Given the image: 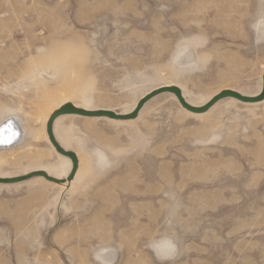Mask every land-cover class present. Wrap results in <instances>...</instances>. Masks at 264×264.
<instances>
[{
	"label": "rangeland",
	"instance_id": "374dc122",
	"mask_svg": "<svg viewBox=\"0 0 264 264\" xmlns=\"http://www.w3.org/2000/svg\"><path fill=\"white\" fill-rule=\"evenodd\" d=\"M263 72L264 0H0V121L25 129L0 178L68 176L46 133L64 104L126 114L175 86L202 106ZM53 135L75 177L0 184V264H264V100L193 114L162 93Z\"/></svg>",
	"mask_w": 264,
	"mask_h": 264
},
{
	"label": "water",
	"instance_id": "95a60500",
	"mask_svg": "<svg viewBox=\"0 0 264 264\" xmlns=\"http://www.w3.org/2000/svg\"><path fill=\"white\" fill-rule=\"evenodd\" d=\"M162 92H169L172 93L178 100L179 104L181 105L182 108L186 109L189 112L193 113H203L206 112L209 108H211L216 102H218L221 99L224 98H233L236 99L239 102L243 103H254V102H260L264 99V73L262 75V89L261 92L258 94V96L254 98L246 97L243 96L237 92L231 91V90H224L214 96L206 105H204L201 108H194L187 104L185 99L183 98L181 91L176 88V87H171V88H166V89H160L156 90L141 100L137 103L136 107L134 110L127 115H120L116 114L112 111L108 110H97L94 112L86 111L83 109H79L74 107L72 104H65L61 108H59L57 111L53 112L51 116L49 117L47 124H46V133L48 136V139L52 146L55 148L56 152L69 158L71 161V171L69 173V176L66 178L67 181H71L76 173L78 162H77V157L74 152L71 151H65L61 148V146L56 142L54 136H53V131H52V125L54 120L60 116V115H69V114H76V115H81V116H96V117H107L109 119H115V120H129V119H134L137 117L139 111L143 107V105L152 97L162 93ZM33 176H41L45 178L47 181L54 182V183H60L62 181L56 180L54 178L49 177L46 173L44 172H37L33 174H29L27 176L23 177H17V178H9V179H0V183H16L20 182L26 179H29Z\"/></svg>",
	"mask_w": 264,
	"mask_h": 264
},
{
	"label": "bare ground",
	"instance_id": "6f19581e",
	"mask_svg": "<svg viewBox=\"0 0 264 264\" xmlns=\"http://www.w3.org/2000/svg\"><path fill=\"white\" fill-rule=\"evenodd\" d=\"M264 73V72H263ZM171 87H175V86H169V87H161V88H158V89H156V90H160V89H166V88H171ZM176 88H178V87H176ZM179 89V88H178ZM261 89H262V87H261ZM156 90H153V91H151V92H149L148 94H150V93H152V92H154V91H156ZM180 90V89H179ZM181 91V90H180ZM224 91V90H223ZM231 91H233V90H231ZM222 92V91H221ZM234 92H236V91H234ZM260 92H261V90H260ZM259 92V93H260ZM162 93H169V92H162ZM162 93H160V94H162ZM220 93V92H219ZM219 93H217V94H219ZM238 93V92H237ZM258 93V94H259ZM148 94H146L145 96H147ZM170 94H172V93H170ZM181 94H182V92H181ZM216 94V95H217ZM240 94V93H239ZM258 94L257 95H255V96H246V97H250V98H254V97H256V96H258ZM159 95V94H158ZM216 95H214V96H216ZM242 95V94H241ZM145 96H143L142 98H144ZM157 96V95H156ZM183 96V95H182ZM213 96V97H214ZM244 96V95H243ZM155 97V96H154ZM212 97V98H213ZM141 98V99H142ZM153 98V97H152ZM151 98V99H152ZM184 98V97H183ZM212 98H210V100L212 99ZM140 99V100H141ZM151 99H149V100H151ZM177 99V98H176ZM185 99V98H184ZM224 99H226V98H224ZM231 99H233V98H231ZM148 100V101H149ZM210 100H208V102L210 101ZM222 100V99H221ZM234 100H236V99H234ZM264 100V99H263ZM262 100V101H263ZM147 101V102H148ZM186 101V100H185ZM220 101V100H219ZM218 101V102H219ZM262 101H260V102H262ZM139 102V101H138ZM137 102V103H138ZM146 102V103H147ZM187 102V101H186ZM208 102H206L204 105H206ZM145 103V104H146ZM217 103V102H216ZM215 103V104H216ZM243 103V102H242ZM254 103H259V102H254ZM67 104H70V103H67ZM144 104V105H145ZM187 104H189L188 102H187ZM214 104V105H215ZM65 105V104H64ZM137 105V104H136ZM136 105H135V107H136ZM143 105V106H144ZM190 105V104H189ZM204 105H202V106H193V105H190V106H192V107H194V108H201V107H203ZM213 105V106H214ZM63 106V105H62ZM61 106V107H62ZM181 106V105H180ZM212 106V107H213ZM60 107V108H61ZM75 107V106H74ZM134 107V108H135ZM134 108H133V110H134ZM143 108V107H142ZM141 108V109H142ZM184 109V108H183ZM210 109V108H209ZM208 109V110H209ZM58 110V109H57ZM57 110H55V111H57ZM132 110V111H133ZM186 110V109H185ZM207 110V111H208ZM54 111V112H55ZM86 111H89V110H86ZM94 111H97V110H93V111H90V112H94ZM109 111V110H108ZM131 111V112H132ZM187 111V110H186ZM206 111V112H207ZM131 112H129V113H126V114H120V115H127V114H130ZM140 112V111H139ZM189 112V111H188ZM206 112H203V113H193V112H190V113H193V114H204V113H206ZM117 114V113H116ZM139 114V113H138ZM69 115H76V114H69ZM51 116V115H50ZM60 116H63V115H60ZM60 116H58V117H60ZM79 116H81V115H79ZM138 116V115H137ZM57 117V118H58ZM84 117H96V116H84ZM56 118V119H57ZM99 118V117H98ZM105 118H107V117H105ZM55 119V120H56ZM109 119V118H108ZM135 119V118H134ZM134 119H129V120H134ZM55 120H54V122H55ZM111 120H115V119H111ZM117 121H128V120H117ZM54 122H53V124H54ZM85 128L84 129H86L87 131H94V130H97V128L98 127H100L99 125H101L100 123H97V121H94V120H90V121H87V122H84L83 124H82ZM101 129V128H100ZM52 131H53V125H52ZM25 133V129H24V127L21 125V122H20V120H19V118L16 116V115H11V116H9V117H7V118H4V119H2L1 121H0V150H5V149H12V148H15L18 144H20L21 143V140L23 139V134ZM54 136V135H53ZM55 138V137H54ZM49 140V139H48ZM56 140V139H55ZM50 142V141H49ZM57 142V141H56ZM58 143V142H57ZM51 144V143H50ZM59 144V143H58ZM52 145V144H51ZM54 148V147H53ZM62 149H63V147H61ZM54 150H55V148H54ZM63 150H65V149H63ZM56 151V150H55ZM65 151H67V150H65ZM72 152V151H71ZM59 154V153H58ZM59 155H61V154H59ZM76 155V154H75ZM61 156H63V155H61ZM63 157H65V156H63ZM77 157V156H76ZM67 158V157H66ZM69 159V158H68ZM70 160V159H69ZM71 162V161H70ZM77 162H78V159H77ZM78 167V166H77ZM71 171V170H70ZM77 171V170H76ZM37 172H44V173H46L45 171H42V170H39V171H33V172H30V173H28V174H25V175H21V176H16V177H9V178H17V177H23V176H27V175H29V174H33V173H37ZM70 173V172H69ZM47 174V173H46ZM76 174V173H75ZM48 175V174H47ZM49 176V175H48ZM68 176H69V174H68ZM67 176V177H68ZM33 177H41V176H33ZM33 177H31V178H33ZM49 177H51V176H49ZM66 177V178H67ZM74 177H75V175H74ZM73 177V178H74ZM9 178H0V179H9ZM31 178H29V179H31ZM41 178H43V177H41ZM51 178H54V177H51ZM66 178L65 179H57V178H54V179H56V180H59V181H62V182H60V183H54V182H51V183H54V184H57V185H62V184H64L65 182L66 183H70L71 181H67L66 180ZM29 179H26V180H29ZM43 179H45V178H43ZM26 180H23V181H26ZM46 180V179H45ZM23 181H20V182H23ZM47 181V180H46ZM48 182H50V181H48ZM16 183H19V182H16ZM0 184H13V183H0Z\"/></svg>",
	"mask_w": 264,
	"mask_h": 264
}]
</instances>
